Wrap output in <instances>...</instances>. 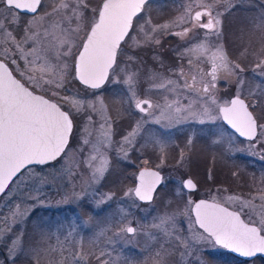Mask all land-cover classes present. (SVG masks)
<instances>
[{
	"label": "snow or ice",
	"instance_id": "snow-or-ice-1",
	"mask_svg": "<svg viewBox=\"0 0 264 264\" xmlns=\"http://www.w3.org/2000/svg\"><path fill=\"white\" fill-rule=\"evenodd\" d=\"M126 5L131 10L121 13ZM165 7V0H0V89L51 90L68 104L60 106L67 132L56 146L0 158V264H215L223 255L256 256L237 251L228 233L264 235V175L249 183L224 161L233 153L264 161V0H184L174 14ZM117 16L122 27L101 58ZM172 130L183 133L182 145L173 144ZM173 152L174 182L162 175ZM199 152L213 161L208 182L223 183L219 164L230 183L196 201L199 185L184 170ZM52 188L58 210L75 204L68 211L82 209L87 219L39 218L37 210L53 206L45 192ZM118 193L128 209L90 238ZM131 209L157 214L140 223ZM34 217L30 230L20 227ZM107 232L106 246L118 239L136 247L143 238L138 256L85 246Z\"/></svg>",
	"mask_w": 264,
	"mask_h": 264
},
{
	"label": "water",
	"instance_id": "water-1",
	"mask_svg": "<svg viewBox=\"0 0 264 264\" xmlns=\"http://www.w3.org/2000/svg\"><path fill=\"white\" fill-rule=\"evenodd\" d=\"M130 10V5H126L120 11L127 13ZM121 27L120 17L117 16L113 19V29L105 31L103 35L101 58L104 57L106 49L112 46L114 32ZM66 132L67 120L56 103L34 92L0 89V158L7 160L10 157L47 150L56 146ZM199 200L201 199L196 201ZM206 210H209L208 207L202 205L200 211ZM228 238L237 251L254 252L256 256L264 259V235L238 229L229 230ZM256 256L237 258L249 261Z\"/></svg>",
	"mask_w": 264,
	"mask_h": 264
},
{
	"label": "rangeland",
	"instance_id": "rangeland-1",
	"mask_svg": "<svg viewBox=\"0 0 264 264\" xmlns=\"http://www.w3.org/2000/svg\"><path fill=\"white\" fill-rule=\"evenodd\" d=\"M166 2L170 3V10L171 12L173 10L172 13L174 14L175 10L179 8L182 3H184V0H165V3ZM154 5L155 7L157 6L156 4ZM151 7L153 8L154 6L151 5ZM147 14L148 13L146 11L145 13L146 18H147ZM152 14L153 16L155 15L154 12ZM165 14L167 13L165 12ZM138 23H143V20L139 21ZM169 44L170 42H165L164 47L167 49L169 47ZM108 87L111 88V85H108ZM224 87L225 88H223V85L221 86L222 92L226 89V85H224ZM36 92L45 94L46 96H49L52 99V101L57 102L59 106H63L66 109L68 108V104L65 101L61 100L57 96L51 95V90H48L47 92H40V91H36ZM105 94L108 95V93H104L103 95ZM153 98L156 99L158 97H153ZM172 142H174L173 137H172ZM239 146L240 145L237 144V147ZM232 155L234 156V158L232 159V162L224 161V163L227 165V168L232 169L234 171L243 172L245 179L249 183H251L253 177L256 179L257 182H259V178L261 177V175H264V161H261L258 157L249 156L247 153H239L238 158H236L237 157L236 153H233ZM192 158H195L196 160L191 162L190 168L184 171H185V174L190 175L192 179L194 178L197 181L196 182L193 179L194 182L199 184V187H200V191L199 192L196 191L197 193L195 192L196 194H194V196L192 197L193 200L202 199L203 197L201 196V194L205 198L209 189H212L215 192L217 187H220V188L229 187L228 183H230V181L228 180V177H227V171H228L227 168L219 164L217 165V170H216L217 179L223 183L219 185H213L210 182H208L206 178V168H205V166H207L206 162L209 164V167H210L209 169L213 167V161L211 160V158L207 159L205 153L203 152L193 154ZM152 159H153V163L154 162L156 163L157 160L155 159V157H153ZM175 162L176 161H174V159L168 158L167 164L162 170L163 176L171 179L173 182L175 181L176 177H178L180 174L176 170V165H174L176 164ZM132 163H138V161H132ZM236 191H239V189H236ZM45 192L47 194V197L53 201V206L50 209L37 210V216L39 218L45 221H60L61 223H64L65 225L67 223L75 221L77 215H79L81 219H87V216L84 214L82 209L77 208L76 213L68 211L69 208H75L76 207L75 204L60 205L59 207L64 210L63 211L58 210L57 206L55 205V200L60 199V196L57 195V190L55 188L45 189ZM169 192H170L169 187L165 186V191H163V194L161 192V194L163 196H167L169 195ZM120 195L121 196L119 200L122 199V193ZM0 203H3V201H0ZM129 203H130L129 201H125V203H119L118 200L113 201L112 207H110L106 212L102 213L99 217H96V221L99 224V227H95V228L90 227L88 231V236L91 238L93 237L94 234L99 233L101 229L110 227V222L113 221V218L115 219L120 218L121 213H119V209L125 208L127 210ZM141 212H142V216L135 219L136 221H139L140 223H150L152 220V216L157 214L155 211L151 209H149L148 212H145L143 210H141ZM65 217H67L68 219L65 220ZM101 221H105V223L100 224L99 222ZM36 222H37L36 217H34L33 220L30 221L27 225L22 224L20 227L29 228L30 230L35 225ZM81 235H84L83 228H81ZM109 235H111L110 232H107L105 233V236L100 237L99 239H86L84 241L85 246L92 247L93 243H95L96 245L98 246L101 245L102 247L104 240ZM143 243H144L143 238H141L140 243L136 247H133L132 245H125L122 241L117 239V240H114V242L111 245H107L103 248H105V251L112 252L113 257H115L117 253H121L124 256L134 257V256H138L140 248L143 246ZM215 264H241V261L237 260L233 256L223 255L215 259ZM248 264H264V262L259 263V262L253 261V262H248Z\"/></svg>",
	"mask_w": 264,
	"mask_h": 264
},
{
	"label": "trees",
	"instance_id": "trees-1",
	"mask_svg": "<svg viewBox=\"0 0 264 264\" xmlns=\"http://www.w3.org/2000/svg\"><path fill=\"white\" fill-rule=\"evenodd\" d=\"M165 5H166V7H165V12L166 13H168V12H171V10H170V3H165ZM172 12H173V10H172ZM235 28H236V24H231V25H229V32H233L234 30H235ZM105 96H107V94H105ZM132 170H134V169H128V171H132ZM163 172V171H162ZM112 181H115L116 179H117V175L114 173L113 174V176L110 178ZM194 179V178H193ZM195 180V179H194ZM196 181V180H195ZM197 182V181H196ZM199 185V184H198ZM229 186V185H228ZM109 187H111V184H109ZM168 187V186H167ZM163 191H165V188L164 189H162V194H163ZM200 191V187H199V190L197 191V192H199ZM196 192V193H197ZM195 193V194H196ZM121 193H118V198H117V200L119 201V203H120V200H119V198H120V195ZM201 196L204 198V196L201 194ZM83 211V210H82ZM84 212V211H83ZM131 213H132V215H130V217L129 218H131V219H136V218H139V217H141L142 216V212H141V210L140 211H137L136 209H131ZM29 229V228H28ZM111 234V233H110ZM103 243V242H102ZM100 247H101V245H99ZM106 245L103 243V245H102V247H105ZM253 261H256V262H259V263H263L264 262V260L263 259H260V258H256V259H254ZM252 261V262H253Z\"/></svg>",
	"mask_w": 264,
	"mask_h": 264
},
{
	"label": "flooded vegetation",
	"instance_id": "flooded-vegetation-1",
	"mask_svg": "<svg viewBox=\"0 0 264 264\" xmlns=\"http://www.w3.org/2000/svg\"><path fill=\"white\" fill-rule=\"evenodd\" d=\"M94 2L95 3H101V0H94ZM153 8H155V5L153 4ZM121 59H123V57H121ZM111 87H112V85H111ZM223 88H225L224 87V85H223ZM222 91V90H221ZM35 93H37V94H40V95H42V96H44V97H46L47 99H51L49 96H46L45 94H41V93H38V92H35ZM51 101H52V99H51ZM54 102V101H53ZM56 104H57V102H55ZM172 132H173V135H172V137H173V139H174V142H173V144L174 145H182L183 143H184V136H183V133L182 132H179V131H176V130H172ZM175 156H176V154H175V152H173L172 154H170L169 155V159H174V161H176V158H175ZM156 159V158H155ZM194 160H196L195 158H192V162L194 161ZM156 161V160H155ZM157 162V161H156ZM226 162H232V159H230V160H226ZM155 163V162H154ZM175 163H177V162H175ZM206 164H207V166H205V168L206 169H209L210 167H209V164L206 162ZM174 165H176V164H174ZM162 175H163V172H162Z\"/></svg>",
	"mask_w": 264,
	"mask_h": 264
}]
</instances>
